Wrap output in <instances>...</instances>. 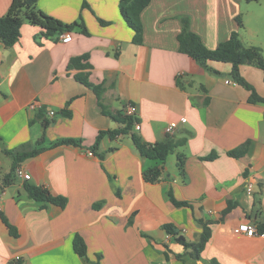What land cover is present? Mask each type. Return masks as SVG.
<instances>
[{
	"label": "crops",
	"instance_id": "obj_1",
	"mask_svg": "<svg viewBox=\"0 0 264 264\" xmlns=\"http://www.w3.org/2000/svg\"><path fill=\"white\" fill-rule=\"evenodd\" d=\"M11 1L0 0V17ZM119 1L38 0L46 15L79 24L66 32L70 42L42 39L40 28L24 23L12 47L0 43V185L12 165L3 150L44 148L17 165L29 180L14 174L0 191V264L15 258L24 264H264V104L249 102L250 92L231 79L230 64L209 63L214 74L181 54L177 36L180 19L188 17L209 50L232 32L263 55L264 41L238 26V0H150L140 15L142 44L135 45ZM82 56L88 67L70 66ZM240 74L264 99L261 72L244 65ZM78 76L99 87V97ZM30 103L37 107L28 109ZM127 118L135 120L128 133L108 134L123 129ZM169 124L175 126L169 136L183 145L163 163L142 158L131 135L153 145L168 136ZM61 140L77 145L54 146ZM244 145L242 157L229 155ZM155 166L159 181L145 182L143 172ZM25 184L64 197L65 206L30 200ZM169 194L189 207L175 206ZM198 220L209 223L210 238L193 259L162 227L171 224L194 242L202 232ZM242 224L258 234L235 233ZM76 234L87 260L73 251Z\"/></svg>",
	"mask_w": 264,
	"mask_h": 264
},
{
	"label": "trees",
	"instance_id": "obj_2",
	"mask_svg": "<svg viewBox=\"0 0 264 264\" xmlns=\"http://www.w3.org/2000/svg\"><path fill=\"white\" fill-rule=\"evenodd\" d=\"M246 2H257L259 0H245ZM38 0H12L10 7L7 13L0 17V43L6 48L12 47L20 38L21 33L20 29L24 23H28L32 26H36L41 30L42 39H58L59 35L70 32L73 28L79 26L78 23L73 24H64L61 21L46 15L37 8ZM150 0H120L119 1V11L122 19L133 32L132 42L135 45L142 44V24L140 20L141 12L148 6ZM238 26L242 28V23L240 17L236 18ZM181 22V31L177 36V41L179 45L178 51L181 54H184L196 62L204 70H207L211 73L216 74L214 70L209 67V63H224L231 65L230 77L238 85L244 87L250 92V103H263L264 99L260 97L256 90L241 76L240 68L244 65L255 66L261 71H264V56L262 49L256 46H246L239 37L237 32H232L229 38L221 42L215 49H207L201 39L194 34L190 29V20L188 17H182ZM81 27V26H80ZM82 32L85 34L86 31L82 27ZM88 59L87 56H82L80 58L71 59L70 66L85 68L88 67V64H82ZM77 79L82 82L85 86L92 89L96 96L99 97L101 90L99 87H94L86 82L81 76H78ZM115 119V118H113ZM135 120L132 118L125 119V127L123 129L117 130L115 132H108L110 136L115 134H126L132 129L133 123ZM48 123L44 122L43 127H46ZM105 132H100L95 140L93 148H96L99 144V141L103 137ZM132 142L136 147L142 158H146L155 162L163 163L166 158L175 152V150L183 145V141H176L171 136H166L165 139L161 142H157L153 145H147L135 135H131ZM77 145L73 140H61L56 142L55 145ZM44 148L38 149H28L23 147L19 150H3L2 153L10 156L12 158V165L8 174H6L0 185V191L7 187L17 168L22 161L25 159L31 158L35 155H38ZM246 150V145L241 147L238 150L230 151L229 155L234 158H240L244 155ZM101 157V156H100ZM184 161L185 157L182 154L177 156V166L181 172L184 171ZM161 168L155 166L151 169L145 170L143 172V179L148 183H155L159 181L161 177ZM24 189L27 193V197L30 200L41 203H49L58 207H64L66 204V199L60 196H51L47 190L25 184ZM172 203L177 206H186L189 207L187 202H177L169 194ZM2 220L10 235L13 237L17 236V230L13 227L6 218L2 215ZM202 228L198 239L194 242H187L182 236L178 235V232L171 224H164V231L174 237L175 241L180 244L185 250L188 251V255L193 259H200V254L204 249L205 244L210 238V227L209 223L203 222L201 220L197 221ZM72 247L74 253L82 258L87 260V248L84 240L78 234L73 237ZM99 259V257H98ZM209 264H218L213 261H209ZM8 264H24L22 258L12 259ZM99 264V263H93Z\"/></svg>",
	"mask_w": 264,
	"mask_h": 264
},
{
	"label": "rangeland",
	"instance_id": "obj_3",
	"mask_svg": "<svg viewBox=\"0 0 264 264\" xmlns=\"http://www.w3.org/2000/svg\"><path fill=\"white\" fill-rule=\"evenodd\" d=\"M238 2L240 4L242 30L248 31L249 34H255L254 36L264 41V0H259L257 2L238 0ZM252 67L261 72L264 77V71H261L255 66ZM252 87L254 88V86Z\"/></svg>",
	"mask_w": 264,
	"mask_h": 264
},
{
	"label": "built area",
	"instance_id": "obj_4",
	"mask_svg": "<svg viewBox=\"0 0 264 264\" xmlns=\"http://www.w3.org/2000/svg\"><path fill=\"white\" fill-rule=\"evenodd\" d=\"M58 40L60 42H63V43H68L71 40V35L69 33H63V34L59 35ZM36 107H37V104H35V103H30L28 105V109H30V110H34ZM128 113L135 114L136 113L135 106H129ZM48 115L52 117L54 115V112L53 111H49ZM182 121H184V119H182ZM174 127H175L174 124L167 125L166 128H165V133L168 134V135L173 134ZM135 129L138 130L139 126H135ZM88 155H91V153L88 152ZM15 176L20 178V179H22V180H24V181H27V180L30 179V175L25 173L20 167L16 168ZM252 188H253L252 184L248 183L246 185V193L247 194H251ZM0 194H2V192ZM234 232L235 233H240L241 232V233L246 234L249 237H252V236H255V235L258 234L256 227L253 226V225H250V224L239 225L236 229H234Z\"/></svg>",
	"mask_w": 264,
	"mask_h": 264
}]
</instances>
